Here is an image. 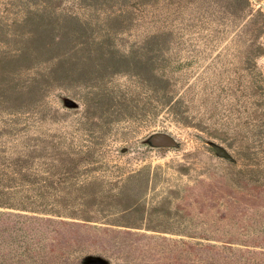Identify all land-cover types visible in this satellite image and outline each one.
Listing matches in <instances>:
<instances>
[{
  "label": "rangeland",
  "instance_id": "1",
  "mask_svg": "<svg viewBox=\"0 0 264 264\" xmlns=\"http://www.w3.org/2000/svg\"><path fill=\"white\" fill-rule=\"evenodd\" d=\"M34 1L0 0V165L52 214L0 212L52 224L0 264H264V0Z\"/></svg>",
  "mask_w": 264,
  "mask_h": 264
},
{
  "label": "trees",
  "instance_id": "2",
  "mask_svg": "<svg viewBox=\"0 0 264 264\" xmlns=\"http://www.w3.org/2000/svg\"><path fill=\"white\" fill-rule=\"evenodd\" d=\"M100 1V0H99ZM98 1V2H99ZM91 5V4H90ZM19 10H17V13L15 12L14 17L19 18V20H25L29 17L30 14L34 12V14L38 13L40 8L43 7V4L35 2L34 0H23L22 4L18 5ZM57 7V6H56ZM173 104H170V114L177 113ZM15 170L9 168V166H3L0 165V195L3 197L2 199H5L4 201L8 200L6 197H12L14 199V202L18 208L16 209H29V207H34L31 210H37L39 209L40 212H45L46 214H52V193L45 191V196L43 197L44 203H40L39 195L33 196L32 199L30 198V194L24 195L23 193L27 192L30 188L29 185H24V182H21L20 179L15 178L13 174H15ZM24 186L23 189L20 187ZM3 186V188H1ZM2 190H8L10 192H4ZM80 188H78V191ZM19 193H22V196L19 195ZM47 195V196H46ZM63 199H65L63 197ZM31 200V201H30ZM13 201V200H12ZM73 202V199L70 200V204ZM7 203V202H6ZM85 204V202H83ZM69 204V205H70ZM75 205H73L72 209ZM67 208H69L68 205H66ZM133 210L132 207L124 208L122 211L129 212ZM27 211V210H26ZM37 212V211H36ZM50 212V213H48ZM0 212V233H6L10 232L6 236L8 239H13L15 236H26L25 241H32L33 240V246L38 245L40 243L39 235L41 234H47V231L50 230L49 226L52 224V218L46 216L43 219H30V218H22L19 213H2ZM89 220V219H88ZM134 221L130 222V224H133ZM137 225V224H135ZM129 226V225H126ZM15 232V236L11 237V232ZM1 233V234H2ZM49 233V232H48ZM3 235V234H2ZM38 235V238L36 237ZM6 237V238H7ZM46 239V238H45ZM1 241V240H0ZM19 241V240H18ZM57 244H61V242L56 243H50L49 248L52 251V247H55ZM191 243L187 244L191 249L185 248L184 251L190 252L192 254H199L202 252L203 249H200L199 246L190 245ZM1 245V242H0ZM26 246L29 248L31 247L29 244H26Z\"/></svg>",
  "mask_w": 264,
  "mask_h": 264
},
{
  "label": "water",
  "instance_id": "3",
  "mask_svg": "<svg viewBox=\"0 0 264 264\" xmlns=\"http://www.w3.org/2000/svg\"><path fill=\"white\" fill-rule=\"evenodd\" d=\"M153 142L159 146H173L175 145V141L172 137L166 134H157L153 137ZM218 154L221 156H225V152L221 149H218Z\"/></svg>",
  "mask_w": 264,
  "mask_h": 264
}]
</instances>
